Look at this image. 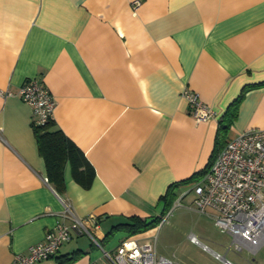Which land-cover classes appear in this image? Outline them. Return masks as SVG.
Returning <instances> with one entry per match:
<instances>
[{
  "label": "crops",
  "instance_id": "1",
  "mask_svg": "<svg viewBox=\"0 0 264 264\" xmlns=\"http://www.w3.org/2000/svg\"><path fill=\"white\" fill-rule=\"evenodd\" d=\"M28 79L48 90L54 128L92 167L88 188L68 165L62 194L46 181L32 111L18 97ZM185 88L217 118L196 122ZM0 91L11 92L0 95V264L59 223L71 240L36 264L60 256L101 264L65 205L106 250L121 217L152 216L168 188L207 170L227 141L264 129V0H0ZM149 235L131 237L144 244ZM225 235L229 243L187 236L193 250L181 256L186 264H264V240L236 251Z\"/></svg>",
  "mask_w": 264,
  "mask_h": 264
},
{
  "label": "built area",
  "instance_id": "2",
  "mask_svg": "<svg viewBox=\"0 0 264 264\" xmlns=\"http://www.w3.org/2000/svg\"><path fill=\"white\" fill-rule=\"evenodd\" d=\"M139 4V1H135L133 7ZM0 95L7 97L11 92L0 91ZM181 96L196 122L217 118V113L190 89L185 88ZM18 97L31 108L32 124L39 126L52 120L54 100L37 80H26L18 90ZM189 192L194 195V209L207 214L220 233L229 235L236 251L241 249L243 243L264 240V129H251L227 141L200 180L179 193L174 206H180L182 197ZM65 208V213L100 249L103 258L101 264H178L158 255L155 243L140 244L133 237L123 239L112 251H105L84 225L89 221L76 219L67 205ZM188 238L192 243L199 244L195 235L190 234ZM70 240L69 226L59 223L46 232L41 242L32 245L27 254L14 255L10 264H36L48 260ZM225 263L229 264L227 261Z\"/></svg>",
  "mask_w": 264,
  "mask_h": 264
},
{
  "label": "trees",
  "instance_id": "3",
  "mask_svg": "<svg viewBox=\"0 0 264 264\" xmlns=\"http://www.w3.org/2000/svg\"><path fill=\"white\" fill-rule=\"evenodd\" d=\"M241 100V95L238 97L228 108L226 113L219 119L221 128H226L227 124H222L224 120L227 123L230 122L236 114V106ZM34 133L37 142L38 152L42 156L47 174V181L54 187V189L62 194L65 188L64 170L66 165L70 166L71 174L74 180L82 187L88 188L94 177V171L89 163L86 161L81 151L69 141L60 130L54 128L53 120H49L43 125H34ZM226 144V143H225ZM224 144V145H225ZM207 170L202 173L195 174L189 179L172 184L166 194L160 198V203L163 204L160 215L156 216L150 222L145 219H140L137 216L129 217L133 221L132 223L121 224L127 231V237L134 236L142 233L150 227L154 226V223L160 222L162 215L166 207L171 206L178 198L181 191L189 189L192 184L199 181ZM137 220H136V219ZM117 225L113 226L109 232L105 235L108 236L117 229ZM57 264H70L75 260L74 256H60L56 258Z\"/></svg>",
  "mask_w": 264,
  "mask_h": 264
},
{
  "label": "rangeland",
  "instance_id": "4",
  "mask_svg": "<svg viewBox=\"0 0 264 264\" xmlns=\"http://www.w3.org/2000/svg\"><path fill=\"white\" fill-rule=\"evenodd\" d=\"M192 197L193 193H188V195L181 200L180 206L175 207L174 203L171 206L168 205L163 212L160 222L154 223V226L146 230L150 232L147 239L155 243L159 255L172 258L173 260L181 256V252L184 253L185 256L189 255L193 250L187 238L189 234L196 235L200 240L202 239L201 236L204 235L219 243H229L228 237L220 233L219 229L213 225L212 220L197 212L193 207V203L191 207ZM162 207L163 204H160L158 207L153 208L152 216L145 220L147 222L153 220L154 217L161 213ZM137 217L142 219L139 216ZM129 220H131L129 217H121L117 222V229L108 236L105 243H102L104 244L103 247L106 249L105 251H112L123 238H126L128 234L126 232L127 230L121 226V224L133 222ZM162 221L164 222L161 224ZM100 253L101 251H99V254ZM184 257H179L182 259L181 263L178 262L179 264H186Z\"/></svg>",
  "mask_w": 264,
  "mask_h": 264
},
{
  "label": "water",
  "instance_id": "5",
  "mask_svg": "<svg viewBox=\"0 0 264 264\" xmlns=\"http://www.w3.org/2000/svg\"><path fill=\"white\" fill-rule=\"evenodd\" d=\"M223 260L225 261L226 259L223 257Z\"/></svg>",
  "mask_w": 264,
  "mask_h": 264
}]
</instances>
